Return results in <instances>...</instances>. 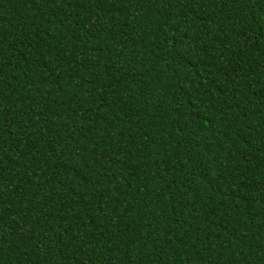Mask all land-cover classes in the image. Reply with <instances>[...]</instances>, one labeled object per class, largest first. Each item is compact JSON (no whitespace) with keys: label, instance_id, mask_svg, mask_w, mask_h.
Instances as JSON below:
<instances>
[{"label":"trees","instance_id":"16d2710c","mask_svg":"<svg viewBox=\"0 0 264 264\" xmlns=\"http://www.w3.org/2000/svg\"><path fill=\"white\" fill-rule=\"evenodd\" d=\"M0 264H264V0H0Z\"/></svg>","mask_w":264,"mask_h":264}]
</instances>
